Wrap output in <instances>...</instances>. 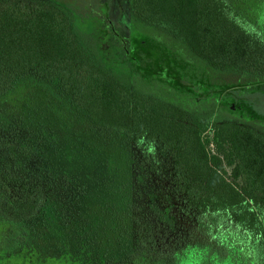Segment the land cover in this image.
I'll use <instances>...</instances> for the list:
<instances>
[{"label": "trees", "instance_id": "obj_1", "mask_svg": "<svg viewBox=\"0 0 264 264\" xmlns=\"http://www.w3.org/2000/svg\"><path fill=\"white\" fill-rule=\"evenodd\" d=\"M124 1L195 63L107 28L125 71L79 11L0 0V264H264V114L234 94H264V0Z\"/></svg>", "mask_w": 264, "mask_h": 264}, {"label": "rangeland", "instance_id": "obj_2", "mask_svg": "<svg viewBox=\"0 0 264 264\" xmlns=\"http://www.w3.org/2000/svg\"><path fill=\"white\" fill-rule=\"evenodd\" d=\"M60 5H66L67 7L71 8L73 12L75 10L80 12V18L82 19V23L79 24L80 27H82V36L83 38L88 41L90 45H92L94 48L97 46V44L100 45V56L103 57V60L108 62L110 65L115 66L117 65V60L113 59L115 55L118 54V48H117V37H109V38H101L98 36V33L103 31L105 29V26L100 25V22L105 23L106 21L96 20L98 17L101 18V11H102V5L104 4L103 0H52ZM109 4L113 7L112 12L110 14L113 16V22L110 26L112 30H110V33L117 32V29L119 28V34L128 33L131 36H138V38H149L151 32L155 35H153L156 39H163L165 42L169 44L170 47L174 48L176 51L175 54H179V50L183 51V57L190 60L192 64L195 63L194 60H191L192 58L188 57V53L184 48L183 43L180 39H175L173 37H168L162 34L158 33L155 29L148 27V26H141L135 21H132L131 19H128V6L125 5L124 0H108ZM76 11V12H77ZM78 12V13H79ZM84 20V21H83ZM95 22V23H94ZM96 30H95V27ZM145 28V29H143ZM126 30V32H124ZM143 32H145L147 35H141ZM147 58H145L143 55L140 58V61L145 62ZM113 63V64H112ZM118 66V65H117ZM122 70L128 71L125 64H122L118 66ZM194 70L197 69L194 67ZM163 93L167 95L168 90L163 89ZM234 94L236 95V98L238 100H241L247 104H249L254 110H256L259 113L264 114V94L255 92V93H243L239 90H234ZM211 102V101H210ZM216 106V108H215ZM211 103L207 104L206 102L203 103L202 109L205 112H210L211 116L213 118H219V119H226L227 117H230L226 112L219 111L218 106ZM251 125L255 126L256 128H259L261 130H264V126L258 123H250Z\"/></svg>", "mask_w": 264, "mask_h": 264}, {"label": "flooded vegetation", "instance_id": "obj_3", "mask_svg": "<svg viewBox=\"0 0 264 264\" xmlns=\"http://www.w3.org/2000/svg\"><path fill=\"white\" fill-rule=\"evenodd\" d=\"M112 7V6H111ZM113 8V7H112ZM112 8H111V11L110 12H112L113 10H112ZM103 13H105V12H103ZM103 13H102V11H101V14L103 15ZM106 18L108 19L107 20V22H105V23H103V22H100V25H103V26H105V29L104 30H106L107 28H109L110 29V26H111V24H112V22L114 21L113 20V16L111 15V14H109L108 12H106ZM98 20H100V19H97L96 21H98ZM84 21V20H83ZM103 21V20H102ZM95 23V22H94ZM94 26V25H93ZM95 27V26H94ZM95 30H96V27H95ZM103 30V31H104ZM112 30V29H111ZM103 31H101V32H103ZM100 32V33H101ZM100 33L98 34V36L99 37H101V38H103L101 35H100ZM106 39V38H105Z\"/></svg>", "mask_w": 264, "mask_h": 264}]
</instances>
